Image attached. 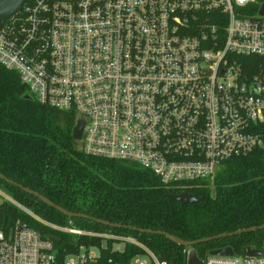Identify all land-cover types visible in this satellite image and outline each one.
I'll return each mask as SVG.
<instances>
[{"label":"built area","instance_id":"built-area-1","mask_svg":"<svg viewBox=\"0 0 264 264\" xmlns=\"http://www.w3.org/2000/svg\"><path fill=\"white\" fill-rule=\"evenodd\" d=\"M256 2L25 0L0 28V64L40 103L85 122L84 153L136 162L164 184L207 180L212 188L224 161L264 144L255 127L264 121V15ZM121 240L145 251L128 264H170ZM81 249L65 264H101L98 247ZM261 250L210 254L202 264H264ZM55 262L52 240L35 229L18 222L10 235L0 231V264Z\"/></svg>","mask_w":264,"mask_h":264},{"label":"trees","instance_id":"trees-1","mask_svg":"<svg viewBox=\"0 0 264 264\" xmlns=\"http://www.w3.org/2000/svg\"><path fill=\"white\" fill-rule=\"evenodd\" d=\"M262 4L264 0H257L254 10ZM76 121L74 111L40 103L16 71L0 64V173L71 212L88 216L70 218L0 177V189L13 199L0 195V231L10 235L20 222L44 239H53L55 264H65L68 255L90 246L100 249L101 264H110V259L128 264L145 253L130 242H125L122 250L115 249L113 245L121 237L137 240L161 261L186 264L184 246L164 235L140 230L164 231L185 241H198L264 225V144L245 156L224 161L212 188L206 185L207 180L183 188L164 184L153 171L136 162L84 153L73 138ZM255 127L264 138V121ZM182 191L205 200L181 205L170 199V194ZM36 217L116 238L72 234ZM246 246L264 249V229L198 243L193 248L205 260L203 257L215 249L232 247L243 254Z\"/></svg>","mask_w":264,"mask_h":264},{"label":"water","instance_id":"water-1","mask_svg":"<svg viewBox=\"0 0 264 264\" xmlns=\"http://www.w3.org/2000/svg\"><path fill=\"white\" fill-rule=\"evenodd\" d=\"M24 1L25 0H0V28L3 27L6 20L21 7V5ZM260 14L264 15V4H262V6L260 8ZM27 98H29V95H27ZM84 127H85V122L83 120L80 119L76 122V124L73 128L74 140L80 141L82 139ZM0 177L2 179L7 180L8 182H10L12 184H16L20 188L24 189L26 192L35 195L37 198L41 199L42 201H44L48 205L54 207L55 209H57L58 211H60L61 213L65 214L66 216H68L70 218L80 217V216L81 217H88L86 215L74 213V212L67 210L66 208L54 203L53 201H51L47 197L43 196L42 194H40L36 191H33L30 188L24 187L21 184L14 182L13 180L7 178L2 173H0ZM169 197H170V199L179 202L181 205L190 204V203H193L197 200H201V201L205 200V198H196L192 193H190L188 191H182L179 194H170ZM98 221L100 223L107 225V226H110V227H122V225H120V224L111 223L109 221H104V220H98ZM21 228H22V226L20 227V229ZM257 229H264V225L259 226V227H251L248 229L238 230V231H236L234 233H230V234H220V235H216L213 237L203 238V239H200L198 241H185V240L177 238L176 236H174L168 232H164V231H152V230H143V229H141L140 231H145L148 233L154 232L156 234H161V235L166 236L168 239H170L174 243H177V244L185 247L186 263L187 264H202L203 261L198 256L197 251L193 248L194 245H196L198 243H202V242H208V241H211L214 239L227 237L228 235L233 236L235 234H242V233H246V232L255 231ZM262 252L263 251L261 249H256V248H253L252 246H246L243 249V253L249 257L260 256L262 254ZM210 254L211 255H220V256H233L234 250L232 247H224V248H220V249H215V250L211 251ZM171 264H175V261H172Z\"/></svg>","mask_w":264,"mask_h":264},{"label":"rangeland","instance_id":"rangeland-1","mask_svg":"<svg viewBox=\"0 0 264 264\" xmlns=\"http://www.w3.org/2000/svg\"><path fill=\"white\" fill-rule=\"evenodd\" d=\"M0 195L2 196V197H4V198H6V199H8V200H10V201H13V199L9 196V195H7L4 191H2L1 189H0ZM1 199H0V203H1ZM26 211H28L27 209H25ZM48 222H46V224H47ZM50 224V223H49ZM49 224H47V225H49ZM104 244H105V241H104ZM124 244H125V241H117V242H115L114 243V248L115 249H120V250H122L123 249V247H124ZM99 252V250L97 249V248H91V250H90V254H97ZM85 253V249L83 248V249H81V254H84ZM203 258H207V256H204ZM144 259H146L147 261H151V259L149 258V257H144Z\"/></svg>","mask_w":264,"mask_h":264}]
</instances>
